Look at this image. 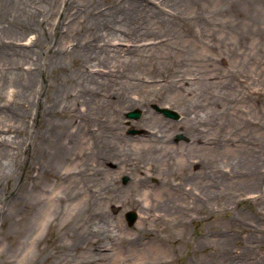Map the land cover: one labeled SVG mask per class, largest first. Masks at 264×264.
I'll use <instances>...</instances> for the list:
<instances>
[{"label":"rangeland","instance_id":"1","mask_svg":"<svg viewBox=\"0 0 264 264\" xmlns=\"http://www.w3.org/2000/svg\"><path fill=\"white\" fill-rule=\"evenodd\" d=\"M126 1L0 0V20L14 17L15 29L0 31L8 53V65L0 68L8 71L0 80V104L15 113L11 123L17 130L7 132L9 154L0 160L9 167L16 162L22 173L11 185L19 201L13 202V193L5 197L8 191L0 186V200L22 214L0 224V264H264V4L185 0L158 9L161 0H152L155 12L140 15L146 27L133 42L94 46L91 15L127 8ZM12 42L27 52L13 53ZM91 46L98 53L107 47L117 65L107 100L118 105L123 136L133 141L122 157L109 161L91 138L89 155L74 145L72 161L58 166L53 157L60 134H73L85 112L70 92L92 63L86 59ZM32 68L34 91L28 99L18 98L23 73ZM165 70L177 83L185 81L200 103L152 99V84L164 83ZM125 92L137 103L122 104L118 95ZM196 105L206 113L197 124L188 120ZM164 108L177 118L160 112ZM133 112L139 117L128 116ZM149 116L165 124L163 143L173 150L165 159V152L151 157L158 166L169 160L171 170L164 176L148 172L146 190L133 169L148 168L137 139L146 132L138 123ZM79 152L83 156L77 157ZM30 165L40 166L36 188L31 181L19 188ZM165 176L178 185L175 190L192 196L189 201L173 205L160 198ZM83 185L94 192L90 203ZM189 187L198 190L190 193ZM47 193L58 195L59 214L51 226H39L35 219L49 215L35 207ZM128 212L137 214L132 225ZM86 225L96 234L87 241L80 238Z\"/></svg>","mask_w":264,"mask_h":264},{"label":"bare ground","instance_id":"2","mask_svg":"<svg viewBox=\"0 0 264 264\" xmlns=\"http://www.w3.org/2000/svg\"><path fill=\"white\" fill-rule=\"evenodd\" d=\"M150 1L152 0H128L126 1L127 8L118 7L116 8L115 12H99L100 14L95 15L92 14L90 20L91 27V41L95 44L94 46H98L100 42H104L103 46L111 45L113 40L118 39L121 40V43L125 42H133L137 36L141 33L142 30H145L146 22H144V19L140 18L141 14H148V12H155L154 7L150 6ZM177 1H185V0H161L160 4H156L155 8H161L162 6H169L173 3H177ZM187 1V0H186ZM258 2V0H256ZM95 2V1H94ZM145 2V3H143ZM261 2L264 4V0H261ZM124 5V4H119ZM115 8H113L114 10ZM91 11V10H90ZM112 11V10H111ZM119 13V15H118ZM117 15L116 18H114V15ZM108 15V18L106 16ZM111 15V16H110ZM110 16V17H109ZM14 17L10 19H7L6 22L0 20V31L5 33H13L15 29L14 28ZM6 25H4V24ZM146 33V32H145ZM171 35L170 32H168L167 36ZM120 43V44H121ZM12 48L13 53H19L23 52L26 53L27 50L21 49L20 47L17 48L16 45L12 42ZM90 50L86 53L87 54V65L88 63L91 64L88 65L89 69L85 70V73H82L78 76V78L74 81L75 88L73 89L74 92H70V95H72V99L74 100V103L79 106H85V112L82 115V118L77 124L76 130L67 131L60 134V145H58L55 148V153L53 157V162L58 163V166H60V163H70L73 158V154L75 152L72 151L74 145L76 149H79V151H82L83 154L89 155L90 153V147L87 145V141L92 139H96L99 141V143L94 142V145L98 146V153L103 155L106 160L112 161L113 158H120L122 155L126 152L125 150L131 146V141H133L131 138H127L123 136V132L120 127V114H119V108L117 106H113L109 103V100H107L108 96H111L112 94H107L110 92V84L109 79L111 77H117V68L115 66L116 63L113 62L112 57L110 56V53L107 51V47L101 48V52L98 53V49L93 46L89 48ZM7 45L4 43H0V68L3 66L8 65L5 61L7 59ZM91 67V68H90ZM5 68V67H4ZM11 66L9 65L6 67V69H10ZM171 68V67H170ZM175 67L173 70H175ZM14 69V68H13ZM109 69V73L107 71ZM133 71L137 70V67L131 68ZM153 70H157L155 67L152 68ZM181 69V68H179ZM167 72L166 80L162 84H152V92L153 94L150 95L152 99H159L160 97L169 99L171 103L176 104L178 106L186 105L185 101L189 99H197L196 101H199V98H196L195 96H192L191 89L185 87V81H182V83H177L172 79V77L169 76L171 71L165 70ZM4 72V73H3ZM170 72V73H169ZM8 71L0 70V80L2 78L5 79ZM12 73V72H11ZM34 70H32L23 73L26 75L24 79V83L21 84V88H18V92L16 96L21 99H28L31 93L34 91V87L36 85V79L34 75ZM131 76H134V74L131 73ZM103 80H107L105 83ZM103 81V82H101ZM96 88H92L94 86ZM138 86L142 88V86L147 87L148 84H139ZM20 86V85H19ZM144 87V88H145ZM72 90V91H73ZM109 91V92H108ZM127 92V91H126ZM125 93L119 94L118 99L120 97L122 104H126L129 102H132L133 100L128 98ZM61 93V92H60ZM145 100H148V97H144ZM199 99V100H198ZM120 101L118 100V103ZM134 103H137L136 101H133ZM145 102V101H144ZM200 103V101H199ZM198 104V103H196ZM184 110L186 112L190 109V104H187V106H184ZM11 108L6 104H0V158L5 154H9V144L12 140L11 134H7V132H16V128L12 125L11 120L13 119V116L11 112ZM6 112H9V115L6 114ZM194 115H189L188 120L194 121L195 124L199 122V120H202V114H206L205 112H202V110H198V105L194 107ZM8 115V116H7ZM6 119V120H5ZM193 122V123H194ZM201 122V121H200ZM152 124L153 126H151ZM95 125L103 126L104 129H98L99 132H96L93 127ZM138 126L142 129H145V133L142 137L137 139L139 144H141V149L143 151V154L146 153L145 159H147L148 168L144 170L142 166L135 167L134 170V176L136 177V181L139 185L143 186L146 190L150 187L148 184V172L151 174H161L165 173L167 174L171 170L170 161H168V164H163L161 166L154 165V163L150 162L151 157L157 153V152H165L161 155L163 159L166 158L165 154H169L171 150H173L172 147L169 145H165L163 143L164 139L166 138L165 135V124L161 123L160 121H155L154 118L149 116L143 118L139 123ZM158 127V128H157ZM157 128V129H156ZM165 130V131H164ZM70 132L72 137L67 138L66 142H63V137ZM95 146V147H96ZM92 150V149H91ZM95 150V148H94ZM77 154V153H76ZM81 152L77 154V157H80L79 155L83 156ZM98 154V155H99ZM252 161H254V157L251 155ZM85 159H87L85 157ZM258 160V159H257ZM114 161V160H113ZM225 162V161H224ZM17 163L15 162L12 167H9V165L4 162L3 160H0V186L5 185L7 189V193L5 194V197H9L13 193V202L19 201V196H14L15 191L13 190L14 187H11L13 184V180H19L21 178L20 174H17L18 170ZM40 166L37 165H30L25 169V177L23 182H21L19 188H23L24 185L28 184L29 181L32 182V185L34 184L33 188L35 187V179L37 174L35 173L36 170H38ZM36 174V175H35ZM204 173H202L203 175ZM164 176V174H161ZM166 177V176H165ZM161 183L166 187L165 191H162L160 194V198L162 200H172L168 201L173 203L175 205L183 204V202H186L187 200L192 197L189 193H181L178 192L177 187L178 185L172 184L170 179L166 177V179L162 178ZM200 182L198 183V185ZM180 187L185 188V186L180 184ZM84 189L88 190V194H91V189L88 188L87 185H83ZM19 190V189H18ZM197 187H189L188 192L193 193V191H197ZM93 193L92 196H89L87 199L90 203L91 200H93ZM12 197V198H13ZM77 197V196H76ZM166 203V202H165ZM88 204V203H87ZM59 205H60V199L57 194L54 193V195L51 194H44L36 203L35 210L37 209H45L46 212L49 215V218L41 219V217H37L35 219L37 225L39 226H51L52 223L56 220L58 214H59ZM46 214V216H48ZM8 216L18 217L21 218V209H15L13 208V204H5L0 200V224L5 223V218ZM35 223V222H34ZM33 223V224H34ZM106 223V221H104ZM93 228L91 225H86L85 232L81 235L80 238L87 241L89 238H94L96 234L93 235Z\"/></svg>","mask_w":264,"mask_h":264},{"label":"water","instance_id":"3","mask_svg":"<svg viewBox=\"0 0 264 264\" xmlns=\"http://www.w3.org/2000/svg\"><path fill=\"white\" fill-rule=\"evenodd\" d=\"M160 110H161L160 112L164 113V115H166L167 117L177 118V115L174 112H172L166 108L160 109ZM139 115H140L139 112H133V113H130L128 116L138 118ZM126 219H127L128 223L130 225H132L137 220V214L135 212H128L126 214Z\"/></svg>","mask_w":264,"mask_h":264}]
</instances>
